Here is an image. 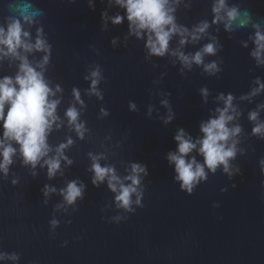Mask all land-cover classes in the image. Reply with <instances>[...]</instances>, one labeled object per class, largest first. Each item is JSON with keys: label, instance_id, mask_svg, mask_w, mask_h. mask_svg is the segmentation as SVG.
Segmentation results:
<instances>
[{"label": "water", "instance_id": "1", "mask_svg": "<svg viewBox=\"0 0 264 264\" xmlns=\"http://www.w3.org/2000/svg\"><path fill=\"white\" fill-rule=\"evenodd\" d=\"M31 2L42 14L27 27L30 39L41 30L50 48L44 78L53 90L60 88L53 97L60 101L59 127L54 124L48 136L49 155L71 139L63 152L71 163L62 160L49 179L46 167L25 166L19 154L13 158L7 175H0V253L17 254L16 264H264V138L251 134L254 125L248 120L259 108L258 122H264L259 107L264 90L241 99L257 87L255 81L264 84V65L250 55L252 24L225 31L222 23L212 24L214 0H180L174 12L178 26L191 32L207 22L209 28L182 48L174 36L169 52L193 55L212 42L217 48L200 66L187 69L175 56L150 55L146 40L130 34L126 19L113 25L112 18L125 13L110 0ZM227 3L248 11L252 23L264 29V0ZM15 4L0 0V26L16 16ZM44 55L32 52L27 59L35 66ZM213 62L219 70L209 75L204 67ZM96 68L101 72L99 99L90 94L86 79ZM17 70V61L0 60V78L14 77ZM229 94L239 113L232 124L241 127L237 155L230 162L233 174L230 178L219 167L215 173L206 170L207 178L187 194L166 159L176 150L173 138L181 129L193 141L201 138L200 125L223 107L217 97ZM69 107L80 113L82 139L65 117ZM169 114L171 121L164 123ZM90 155L102 156L101 166L113 167L120 177L133 163L145 166L141 204L127 212L117 208L106 181L94 186ZM191 156L203 163L196 151ZM72 181L84 191L73 205H65L60 192ZM45 185L56 191L45 197Z\"/></svg>", "mask_w": 264, "mask_h": 264}, {"label": "clouds", "instance_id": "2", "mask_svg": "<svg viewBox=\"0 0 264 264\" xmlns=\"http://www.w3.org/2000/svg\"><path fill=\"white\" fill-rule=\"evenodd\" d=\"M110 2L125 13L123 17L117 15L112 18V24L119 25L126 19L130 34L137 39L143 37L146 40L145 47L152 56L163 57L165 54L175 56L184 68L190 69L193 64L200 66L204 56L214 55L217 51L215 43L212 42L193 55H185L179 49L169 52V43L174 36L179 37V45L182 48L186 43L197 42L209 28L207 22L198 24L191 32L178 26L174 12L175 5L180 3V0H110ZM211 11L212 24L222 23L225 31H232L233 25L243 28L252 24L254 31L250 39L254 50L250 55L257 65H264V29L259 24L252 23L251 14L246 10L241 11L238 6L229 7L227 0H214ZM15 12V17L7 18L5 26H0V60L9 58L18 62V70L14 77L0 78V175H7L13 158L19 154L25 166L34 169L40 164L42 168H47V177L52 179L60 170L62 160L66 164L71 163L64 157L63 152L72 144V140L60 144L55 149V154L49 155L53 150L47 142L48 136L54 124L59 127L55 112L60 101L53 97L60 88L57 86L53 90L44 78L43 69L48 63L50 48L42 37L41 30H37L34 41H31L30 32L27 30V27L36 22L42 11L31 0H16ZM103 18L104 14H102ZM32 52L45 53L41 62L35 66L27 59V54ZM218 70L215 62L204 67V71L209 75L215 74ZM86 79L91 80L90 94L98 99L102 98L97 90L101 79L100 69L93 70ZM255 83L257 87L248 97L241 99H250L264 90V84L259 80ZM201 95L206 98L207 90L202 89ZM73 97L82 106L79 92L75 89ZM233 99L231 94L217 97L223 107L215 110L214 118L200 125L201 138L193 141L183 129L173 138L177 147L175 152L168 153L166 159L169 165L174 166L175 181L187 194H191L194 188L207 178V172L215 173L218 167L230 178L233 174L230 171V162L237 155L239 142L237 137L241 133V127L232 124L239 116L233 106ZM162 103L167 107L166 101ZM259 107L264 108V105ZM130 108L134 109V105H130ZM79 115L75 107H69L65 113L68 124L82 139L85 129L83 123L78 122ZM258 117L259 108L248 115V120L254 125L251 134L264 138V122H258ZM171 119L172 115L169 114L164 123H169ZM194 151L202 157L203 163L191 156ZM90 159L92 184L95 186L106 181L108 189L115 194L117 208L131 212L133 204L137 206L141 204L142 191L139 185L142 176L147 175L145 166L133 163L128 174L120 177L113 167L101 166L102 156L90 155ZM260 166L264 174V160L260 161ZM12 183L15 184L16 181L13 180ZM55 191L54 188L45 185L43 194L47 197ZM83 191L82 184L72 181L61 190L60 195L65 205H73L82 197ZM51 223L55 227L57 222L53 220ZM6 259L16 264L19 256L15 253L10 255L0 253V261Z\"/></svg>", "mask_w": 264, "mask_h": 264}]
</instances>
